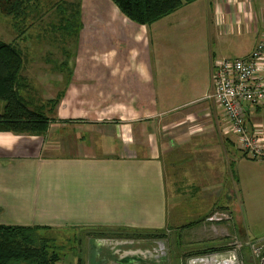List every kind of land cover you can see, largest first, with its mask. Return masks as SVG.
I'll use <instances>...</instances> for the list:
<instances>
[{"label": "crops", "instance_id": "obj_1", "mask_svg": "<svg viewBox=\"0 0 264 264\" xmlns=\"http://www.w3.org/2000/svg\"><path fill=\"white\" fill-rule=\"evenodd\" d=\"M76 3L81 6L76 58L62 99L48 115V133H0V225L137 235L177 230L185 217L174 216L171 205L186 204L190 189L204 197L224 186L235 193L237 157L253 160L239 149L220 106L200 96L214 89L217 56L208 47L209 35L201 28L194 38L187 36L197 50L182 53L179 79L166 82L160 27L170 21L142 26L110 0ZM198 3L207 17L204 25L216 26L221 41L233 37L220 59L247 57L264 41V0ZM262 68L264 73V62ZM199 96L192 103L202 104L179 117L176 112L186 106L177 101ZM84 108L89 112H76ZM245 111L249 130L264 140V106ZM188 147L194 155L182 151ZM173 151H180L184 165L181 193L170 172ZM255 160L264 183V160ZM190 161L193 168H187ZM245 162L239 160V167ZM224 210L231 220L234 211ZM96 237L100 247L101 239L120 241ZM113 252L121 257L125 250Z\"/></svg>", "mask_w": 264, "mask_h": 264}, {"label": "rangeland", "instance_id": "obj_2", "mask_svg": "<svg viewBox=\"0 0 264 264\" xmlns=\"http://www.w3.org/2000/svg\"><path fill=\"white\" fill-rule=\"evenodd\" d=\"M76 2L78 0L67 2L62 0H31L25 8L24 18L19 20L13 17H5L0 12V41L14 42L21 47L24 53L23 76L29 81L30 88L27 92H23V95L31 101L33 107H41V105L49 107L45 111L47 116L51 114L48 102L53 100H59L60 102L62 99L60 93L67 87L72 73V66L75 62V52L78 46L76 34L78 31L80 33V28H77L78 22L76 19L69 23L65 18L71 12L69 4ZM196 5V3L187 5L185 8L174 12L172 16L163 20L170 21L171 25H167V22L160 27L164 56L163 76L166 82L172 83L173 80L179 79L177 76V62L180 58L182 60V53L186 56L188 50H197V42L187 41L189 34L194 38V33L203 28L210 38L208 47L213 51V54H216L217 59L224 57L221 54L223 50L230 49L229 43L233 37L226 36L221 41L218 32H216V26L212 24L204 25V19H207V17L203 12V3ZM63 26H65L64 29ZM207 91H202L200 96L203 95L202 97L205 98L209 96L211 92L205 94ZM188 94H192V92L177 94L176 96L182 97ZM200 96L187 102L177 101V105L186 106V108L176 112L181 114L179 117L186 116V113L192 110L191 108L201 105L202 103L197 105L192 103L194 100L202 99ZM3 104L4 102L0 101V113L3 111ZM57 106L55 107L57 108ZM78 111L82 113L89 112L87 108L76 110V112ZM67 112H70V109ZM66 113L63 115H66ZM202 124H205V122ZM185 126L187 132L191 130L190 126ZM182 151L195 154L196 150L188 147L182 149ZM243 156L239 154L237 164L233 167L237 181L235 193L231 192L230 187L224 186L218 189L216 194L204 197L196 195L195 190L190 189V197H187L186 204L177 205L176 207L171 205L174 216L183 215L185 217L177 222L180 230L171 229L170 231L160 232L158 235L162 236L158 239H152V236L148 235L146 238L137 236L134 244V240L129 235L115 237V240L119 239L121 242L103 241L101 239V242H104V248L108 252L109 250L121 252L122 250L134 251L140 249L144 252L141 256L143 260L140 259L141 257H136V259L141 260L142 263L146 260L147 264H191L190 262L198 258L208 259L213 256L214 254H203L209 249L221 248L226 250L228 248L229 251H221L215 254L233 253L238 264H259L253 254L252 247L264 243V183L261 176H259L261 170L260 165L256 163L258 161L246 159ZM171 158L170 172L175 176L173 185L175 188L178 187L181 193L182 179L180 172L184 169L182 170L183 163H180L179 159L180 151H173ZM242 159L246 162L242 167H239V160ZM189 163L187 168H193L194 161ZM244 165H247V167L245 168ZM244 173L247 174L246 177ZM171 179L173 182V177ZM225 208L234 211L233 218L231 220H220L214 224L210 220L212 215L219 211H226ZM191 223H196V227L187 229L185 225ZM47 232L49 237L53 238L50 243L51 250H54L60 256L58 264H88L91 258L89 247L97 241V237H94L89 241V244L90 230L69 227L53 228ZM106 233L108 234V232ZM106 238L111 237L106 236ZM96 243L98 245V242ZM118 254L114 255L115 263L121 261ZM114 257L109 258L114 259Z\"/></svg>", "mask_w": 264, "mask_h": 264}, {"label": "trees", "instance_id": "obj_3", "mask_svg": "<svg viewBox=\"0 0 264 264\" xmlns=\"http://www.w3.org/2000/svg\"><path fill=\"white\" fill-rule=\"evenodd\" d=\"M31 0H0V12L5 17L22 19L25 16L26 6ZM72 1V0H62ZM118 7L125 17L133 23L149 26L171 16L174 12L185 8L187 5L198 3L199 0H110ZM70 14L65 19L67 22L77 20V28H81L79 15L81 6L79 3H70ZM78 17V18H77ZM63 29L65 26L62 27ZM78 31V30H77ZM79 31L76 34L77 38ZM25 58L23 50L16 43L0 41V101L3 111L0 113V133L9 132L15 135H46L50 126L49 117L45 111L49 107H33L23 92L30 88L29 81L23 76ZM62 97V96H60ZM59 100L48 102L51 112L56 108ZM196 224V223H195ZM193 224V225H195ZM192 226V225H190ZM185 228V227H184ZM50 227L39 226H13L0 225V264H58L60 256L50 248L53 238L49 237ZM129 235L132 239L137 236H152L158 239L162 235L136 233H102L89 232V237H120ZM133 235V236H132ZM135 236V237H134ZM109 239V238H106ZM221 248L209 249L203 254H215ZM199 254V253H197Z\"/></svg>", "mask_w": 264, "mask_h": 264}, {"label": "built area", "instance_id": "obj_4", "mask_svg": "<svg viewBox=\"0 0 264 264\" xmlns=\"http://www.w3.org/2000/svg\"><path fill=\"white\" fill-rule=\"evenodd\" d=\"M264 41L244 58L217 59L212 70L213 91L206 97L216 102L237 136L239 149L251 159L264 160V140L251 132L246 123L247 106H264ZM227 212L219 211L210 220H229ZM259 264H264V243L252 247Z\"/></svg>", "mask_w": 264, "mask_h": 264}, {"label": "flooded vegetation", "instance_id": "obj_5", "mask_svg": "<svg viewBox=\"0 0 264 264\" xmlns=\"http://www.w3.org/2000/svg\"><path fill=\"white\" fill-rule=\"evenodd\" d=\"M135 242L136 241H134L133 244ZM104 247H105L104 245L100 247V256L98 257V261L100 262L99 264H103V262H105V264H147L146 260L144 263L141 262V260H143V257H141V256L143 255L144 252H142V250H140V249H136L134 251L128 250V251L123 252V254L121 256V261L118 263H115V261H114L115 259L109 258V257H114V255H115L114 252H112L111 250H109V252H108L107 249ZM90 249H91V246H90ZM102 250L105 251V253L107 255L104 256V254H102ZM89 252H90V250H89ZM132 257H134V258H132ZM136 257H141L140 258L141 260L138 261L136 259ZM88 264H89V262H88Z\"/></svg>", "mask_w": 264, "mask_h": 264}, {"label": "bare ground", "instance_id": "obj_6", "mask_svg": "<svg viewBox=\"0 0 264 264\" xmlns=\"http://www.w3.org/2000/svg\"><path fill=\"white\" fill-rule=\"evenodd\" d=\"M192 264H238L236 261V256L228 254L222 257L211 256L208 259H200L196 261H192Z\"/></svg>", "mask_w": 264, "mask_h": 264}, {"label": "water", "instance_id": "obj_7", "mask_svg": "<svg viewBox=\"0 0 264 264\" xmlns=\"http://www.w3.org/2000/svg\"><path fill=\"white\" fill-rule=\"evenodd\" d=\"M229 254L234 255L233 253H229ZM90 255H91V258H90L89 264H99L100 263L98 261V257L100 256V245H97L96 242L95 243L93 242L91 244ZM224 255H228V254L227 253L221 254V255L214 254L213 256L222 257ZM200 259H203V258H198L197 260H200ZM103 264H105V262H103Z\"/></svg>", "mask_w": 264, "mask_h": 264}]
</instances>
